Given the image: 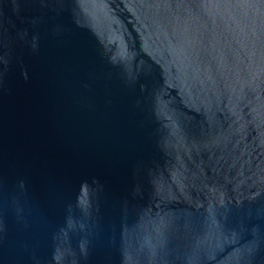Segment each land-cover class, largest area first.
Returning <instances> with one entry per match:
<instances>
[{
	"label": "water",
	"instance_id": "95a60500",
	"mask_svg": "<svg viewBox=\"0 0 264 264\" xmlns=\"http://www.w3.org/2000/svg\"><path fill=\"white\" fill-rule=\"evenodd\" d=\"M0 264H264V0H0Z\"/></svg>",
	"mask_w": 264,
	"mask_h": 264
}]
</instances>
